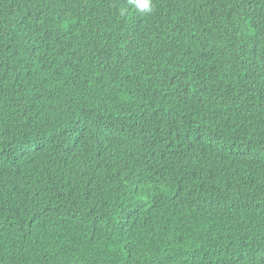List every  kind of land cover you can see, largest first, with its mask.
Masks as SVG:
<instances>
[{
	"label": "trees",
	"instance_id": "trees-1",
	"mask_svg": "<svg viewBox=\"0 0 264 264\" xmlns=\"http://www.w3.org/2000/svg\"><path fill=\"white\" fill-rule=\"evenodd\" d=\"M0 264H264V0H0Z\"/></svg>",
	"mask_w": 264,
	"mask_h": 264
},
{
	"label": "clouds",
	"instance_id": "clouds-1",
	"mask_svg": "<svg viewBox=\"0 0 264 264\" xmlns=\"http://www.w3.org/2000/svg\"><path fill=\"white\" fill-rule=\"evenodd\" d=\"M129 3L141 14H151L153 11V0H129Z\"/></svg>",
	"mask_w": 264,
	"mask_h": 264
},
{
	"label": "bare ground",
	"instance_id": "bare-ground-1",
	"mask_svg": "<svg viewBox=\"0 0 264 264\" xmlns=\"http://www.w3.org/2000/svg\"><path fill=\"white\" fill-rule=\"evenodd\" d=\"M216 136V135H215ZM211 139V138H210Z\"/></svg>",
	"mask_w": 264,
	"mask_h": 264
}]
</instances>
